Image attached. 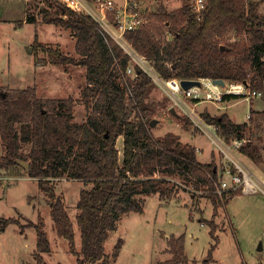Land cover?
<instances>
[{
	"label": "trees",
	"instance_id": "trees-1",
	"mask_svg": "<svg viewBox=\"0 0 264 264\" xmlns=\"http://www.w3.org/2000/svg\"><path fill=\"white\" fill-rule=\"evenodd\" d=\"M50 2L59 9H44L43 20L71 29L76 37L77 57L59 47L44 46L38 34L35 46L45 51L49 62L55 65L67 70L71 64L86 68L87 84L82 95L89 114L84 122L75 123L73 97H39L35 86L0 93V136L4 145L0 169L20 165V160L30 163L28 173L38 178L40 189L50 198L57 233L68 240L77 264H109L105 243L120 219L131 212L143 213L147 196L171 197L178 189L167 184L178 175L186 180L180 183L196 197L208 198L215 211L226 205L235 192L224 191L222 196L217 193L220 178L214 159L200 162L196 148L183 144L173 132L158 138L152 135L155 100L149 97L156 84L151 77L138 69L132 80L126 74L129 55L118 43L105 40L93 18L80 15L57 0ZM257 6V1L207 0L203 10L196 12L190 0L175 10L161 4L149 14L147 24L128 31L126 38L136 51L155 62V68L165 78L248 81L259 90L264 88V18ZM226 38L228 43H222ZM239 97L230 94L225 100ZM257 113L252 109L250 120L243 123L234 122L227 113L211 115L205 111L203 115L229 141L235 137L251 138L250 121ZM261 113L264 116V111ZM185 120L191 124L188 118ZM121 136L122 151L117 146ZM262 148L251 139L241 151L261 163ZM66 176L91 184L80 191L77 202L80 249L74 222L55 188V179ZM0 222L3 230L10 223L19 224L13 217L1 218ZM209 224L216 241L210 249L213 250L219 237L214 222ZM27 226L35 227L37 258L40 264H47L41 255L51 251L47 232L33 221ZM168 244L173 256L161 264H190L184 234L171 235ZM122 245L120 238L111 260L118 257ZM210 260L211 254L206 263Z\"/></svg>",
	"mask_w": 264,
	"mask_h": 264
},
{
	"label": "rangeland",
	"instance_id": "rangeland-1",
	"mask_svg": "<svg viewBox=\"0 0 264 264\" xmlns=\"http://www.w3.org/2000/svg\"><path fill=\"white\" fill-rule=\"evenodd\" d=\"M130 1L137 3L138 8L148 14L157 11L161 4L168 10H175L185 3V0ZM252 1L258 2L257 12L264 18V0H248L249 3ZM44 9L55 11L59 7L50 0H0V93L8 89L35 86L39 97L65 99L71 96L76 100L74 122L82 123L89 114L82 95L87 84L86 68L71 64L67 70L64 66L55 65L49 62L45 51L35 46V36L38 34V40L44 46L59 47L65 53L77 57L76 37L69 28L45 22ZM227 40L223 39L222 43H228ZM259 90L262 91L260 98L242 97L221 103L220 106L204 102L198 106V111L202 114L207 111L211 115L227 113L232 119L231 114L234 122L249 121L251 101L256 109L264 107L261 102V99L264 101V88ZM149 99L155 100L156 122L150 127L152 135L158 138L168 132L175 133L183 144L196 148L201 161L214 159L220 178L226 160L213 139L192 122L189 125L185 120L188 116L178 108V115L169 112L171 101L161 87L156 85ZM257 117L253 116L250 121L252 131L248 136L263 147L264 153V119L258 117L259 122ZM3 146L0 136V155L4 154ZM117 146L122 151V136ZM237 156L244 160L241 155ZM252 169L264 180V167L253 166ZM55 180L56 192L64 198L74 222L76 245L80 249L77 202L80 191L91 184L67 176ZM169 181L167 185L176 186L178 191L168 198L147 196L143 213L124 215L117 229L110 232L105 253L111 259L120 238L123 239V245L118 257L110 259L109 264H161L173 256L169 251L168 239L171 235L181 234L185 235V252L190 264H264V191H236L226 205L215 211L208 198L196 197L193 191L180 183L186 181L180 175ZM10 217L19 224L10 223L3 230V223L0 222V264H40L36 252L37 231L35 227L27 226L30 221L43 227L51 243V251L41 254L43 262L77 264V257L71 252L68 240L57 233L51 215L50 198L40 189L38 178L31 177L22 164L7 170L0 169V219ZM211 222H214L215 234L219 237L213 250L210 249L216 241L210 233ZM209 254L212 260L206 263Z\"/></svg>",
	"mask_w": 264,
	"mask_h": 264
},
{
	"label": "built area",
	"instance_id": "built-area-1",
	"mask_svg": "<svg viewBox=\"0 0 264 264\" xmlns=\"http://www.w3.org/2000/svg\"><path fill=\"white\" fill-rule=\"evenodd\" d=\"M57 1L80 15L93 18L105 40L118 43L124 53L129 55L130 59L126 74L134 80L139 71L138 69L143 70L168 96L171 101L169 112H172L173 109L177 111L178 108L188 116L195 127L213 139L219 152L226 160L222 165L216 190L220 196L224 191H242L245 193L264 191L263 179L236 154L241 152L242 147L250 142L251 138L235 137L229 141L225 140L218 127L207 121L204 115L198 111V106L204 102L216 103L219 106L221 103L228 102L225 100V96L230 94L239 95L246 99L261 97V90L253 89L248 81L233 82L225 80V84L221 85L215 83L214 79L209 77L198 79L200 80L199 85L186 89L182 86L181 79L161 76L155 68V62L136 51L126 38L128 31L140 29L150 21L149 14L144 9L138 8L137 3L130 0L121 2L120 0ZM206 1L190 0V4L196 12H201L206 6ZM168 37H172V33H168ZM129 94L133 96L131 88H129ZM249 117L250 113L248 119Z\"/></svg>",
	"mask_w": 264,
	"mask_h": 264
},
{
	"label": "crops",
	"instance_id": "crops-1",
	"mask_svg": "<svg viewBox=\"0 0 264 264\" xmlns=\"http://www.w3.org/2000/svg\"><path fill=\"white\" fill-rule=\"evenodd\" d=\"M242 97H239V98H236V99H241ZM260 98V97H259ZM256 99V98H255ZM232 100H235V99H231V100H227L228 101V103L230 102V101H232ZM261 102L263 103V105H264V101H262V99H261ZM227 103V102H226ZM255 103V102H254ZM253 102L251 101V107H250V110H256V111H258V113L256 114V115H254V117H256V116H258L259 118H260V120H262V118L264 119V116L262 115V111H264V107L263 108H254L253 107ZM227 106H228V104H227ZM174 110V109H173ZM175 115H178V112L177 111H172ZM229 112V111H228ZM230 116L232 117V119L234 120V118H233V116L230 114ZM257 117V118H258ZM259 118H258V120H259ZM248 120V119H247ZM260 120H259V122H260ZM237 123H242V122H238V121H236ZM237 155H241L243 158H244V160L246 159L247 161H250V162H247L246 160H245V162L250 166V167H252L253 168V166H256V167H264V161L263 162H261V163H256V162H254L249 156H247L246 154H244L242 151L240 152V153H236ZM197 155H198V153H197ZM263 156H264V153H263ZM198 159H199V155H198ZM243 160V159H242ZM199 161L200 162H202V163H209L210 161H206V162H204V161H201L200 159H199ZM257 164V165H256ZM260 164H263L262 166H260ZM252 165V166H251ZM255 170V169H254ZM264 181V180H263Z\"/></svg>",
	"mask_w": 264,
	"mask_h": 264
},
{
	"label": "water",
	"instance_id": "water-1",
	"mask_svg": "<svg viewBox=\"0 0 264 264\" xmlns=\"http://www.w3.org/2000/svg\"><path fill=\"white\" fill-rule=\"evenodd\" d=\"M214 82L215 83H219L221 85H224L225 84V80L223 78H215L214 79ZM181 84L184 88H190L192 86H195V85H199L200 84V80H182L181 81ZM174 111V110H172ZM156 122V119H153L152 120V124H154ZM20 164L24 165V167L28 170L29 167H30V163L29 162H26V161H19Z\"/></svg>",
	"mask_w": 264,
	"mask_h": 264
}]
</instances>
